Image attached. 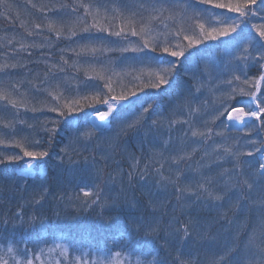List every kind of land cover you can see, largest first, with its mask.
Listing matches in <instances>:
<instances>
[{
    "label": "snow or ice",
    "instance_id": "snow-or-ice-1",
    "mask_svg": "<svg viewBox=\"0 0 264 264\" xmlns=\"http://www.w3.org/2000/svg\"><path fill=\"white\" fill-rule=\"evenodd\" d=\"M27 5L40 18L29 28L16 11L15 21L33 39L0 37V47L19 43L0 63V177L40 183L17 205L13 230L22 231L0 246V264H264V0ZM14 7L0 0V17L7 20ZM61 41L70 43L58 47ZM209 42H220L212 47L222 46L227 63L209 59L201 48ZM44 49L47 58L16 59ZM52 49L60 53L55 60ZM109 53L119 56L101 59ZM181 68L188 78L157 113L156 99L171 95ZM205 89L210 102L201 101ZM237 97L248 99L233 104ZM132 110L138 115L128 120ZM141 130L151 135L143 162L125 147L129 133ZM61 133L67 142L53 153ZM125 155L127 173L117 159ZM53 160L55 190L47 184ZM49 196L78 215L93 213L104 246L50 230L51 244L29 247L23 229L40 218L24 210Z\"/></svg>",
    "mask_w": 264,
    "mask_h": 264
},
{
    "label": "trees",
    "instance_id": "trees-1",
    "mask_svg": "<svg viewBox=\"0 0 264 264\" xmlns=\"http://www.w3.org/2000/svg\"><path fill=\"white\" fill-rule=\"evenodd\" d=\"M9 2L15 5L16 8H18V10L13 9V11H19L21 18L23 16L26 17L30 15V19H33V15L29 10L31 7L27 5V0H9ZM33 2L39 4L42 2V0H33ZM43 2L48 3L49 0H43ZM53 2H55V0H53ZM0 12H3L2 8H0ZM37 14L40 15V13L38 12ZM14 21L15 16H11L7 20H5L3 17H0V24L2 23V25L6 27L13 26ZM69 43L70 42L68 41H61L58 44V47H62L63 44H66L67 47ZM213 43L220 42H209L207 46L202 45L201 48L208 47L209 53H211V57H209V59H211L212 57H219L221 59H224L225 57H220V53L223 50L222 46L220 49H215L212 47ZM0 44H3L2 39H0ZM46 52L47 54H45ZM43 53L44 55L41 56L38 52L34 51L32 58L29 59L36 60L40 57L47 58V56L49 55L48 50L45 49V52ZM58 53L59 52L57 49H52V59L55 60V57L58 55ZM64 55L66 57H70V53L65 52ZM126 55L131 56L132 54L128 53ZM109 56H111L113 59H116L119 56V53H109L106 54L104 57L107 60ZM73 58L76 59L75 57H71V59ZM204 62L205 61H200L201 68L203 67ZM41 66H43V64ZM249 73L250 76L256 75L257 70L255 68H251L249 70ZM187 78L188 77L182 68L177 70L176 83L173 85L172 89H169V93H171V95L163 94L158 96V98L156 99L155 110L157 113H160L162 112V110H166L168 108L169 102L175 98V93L179 91L180 85ZM204 79L207 78L205 77ZM205 98H207L209 102L212 99L211 96L208 95L206 89L204 90V95L201 96V101H203ZM242 99L245 98L240 97L239 99V97H237V101H240ZM233 104H235V102ZM129 114H138V111L132 110L128 113V115ZM21 115L25 114L21 113ZM27 115L30 116L31 114L29 113ZM67 135L68 133L60 134V136L57 138L56 143L53 146V153L58 152L59 148L63 146V143L67 142ZM175 135L176 134H174V136ZM127 137L128 142H125L127 152L142 158L143 162V157H146L151 149V135L145 138L144 131L141 130L139 132L131 131ZM96 151L99 152L100 149H96ZM117 159L120 160V167L123 169L124 173H127V171L129 170L130 163L127 155H125L123 159H121L120 157H117ZM55 163L56 161L53 160L48 168L47 184L51 186L52 190H55L57 185V169L55 168ZM12 167L15 166H9V168ZM115 167V164L110 163V167L108 170L111 171ZM2 169L3 166H0V171H2ZM64 179L65 181H67L72 179V177L68 174H65ZM0 183H2L4 186V190L0 192V246H3V243L6 240H10L13 235L16 236V239H19V233L20 231H22V229L16 228L14 232L13 224L15 223V221L13 219V214L17 211V205L23 202L22 197L23 199H28L29 194L40 183V180L28 178L27 182H25L24 180H16L15 183H12L7 178L0 177ZM65 187L68 189H72L74 187V184L65 183ZM10 188L12 190H9ZM115 188L118 190V183L115 185ZM114 194L115 193L113 192V195ZM135 196L141 201H144L145 199L142 196L141 191L138 187L135 191ZM173 203H175V201H173ZM24 211L26 213V216L35 215L40 218L33 228L29 229L27 225H25V228L23 229V231H25V238L30 241L28 245L29 247H36V243H38L40 246H44L45 241H47L48 244H51L53 242V236L50 235V230L52 232H55L56 236H60V230H62L63 235L68 240H71L73 242H79L83 240L85 247L89 244H99L102 247L104 246L105 235L102 229L98 231L99 224L95 221L93 213H81L78 215L74 208L66 207L63 202L54 199L52 196H49L42 206L26 207ZM57 212H59V216L56 215ZM5 219L8 220L7 230H5V226L3 223ZM218 228H220V225H217L215 228H213V232H215ZM28 233H31V235H28ZM107 245L108 247L112 246L110 239L107 241Z\"/></svg>",
    "mask_w": 264,
    "mask_h": 264
},
{
    "label": "rangeland",
    "instance_id": "rangeland-1",
    "mask_svg": "<svg viewBox=\"0 0 264 264\" xmlns=\"http://www.w3.org/2000/svg\"><path fill=\"white\" fill-rule=\"evenodd\" d=\"M14 10H18V8L14 7ZM29 10H30V12L32 13L33 18H36V19L40 18V15L37 14L36 11H34V10L31 9V8H30ZM12 16H15V12H14V11H13V15H12ZM29 16H30V15H28V16H26V17L23 16L22 18L20 17V19L27 21V22H28V27L31 28V21H32V19H30ZM8 36H15L17 41H19L22 37H23V38H26V39L29 40V41H31V40L33 39V38H31V37H26V35H25V33H24V30L21 29V28L19 27V22H18V21H14V22H13V26H9V27H6V26L2 25V23L0 24V37H8ZM35 39H36L37 41H39V40H40V37L37 36V37H35ZM4 43H5V41L3 40V44H4ZM62 47H66V44H63ZM13 48H19V43H15V42H14L13 45H11V46H8V47H1V50H0V63H4V62H5V60L11 55ZM42 51L45 52V49L42 50ZM33 53H34V51H33ZM45 54H47V52H46ZM56 55H57V54H56ZM58 55H60V53H58ZM58 55L55 57V59L58 58ZM31 58H32V57H31ZM16 59H20L22 62H26L27 60H29V58L26 57L24 54H21L20 56H17ZM38 59H44V58H41V57H40V58H38ZM73 59H74V58H73ZM101 59L106 60L104 56L101 57ZM53 60H54V59H53ZM223 62H224V63H227V62H228V58L225 57V58L223 59ZM41 65H42V64L37 65V64H31V63H30V64H29V67H31V68H33V69H42L43 66H41ZM225 71H227V70H225ZM248 74H249V76H250V73H249V72H248ZM17 78H18V77H17ZM214 83H215V82L213 81L212 86H214ZM242 98H245V99L240 100V102L246 101V100L248 99L247 97H242ZM239 99H240V97H239ZM236 101H237V100H236ZM236 101H233L232 103L235 102V104H236V103H237ZM162 111H164V110H162ZM136 115H138V114H129V115L127 116V119H128V120H132V119L135 118ZM222 119H223V118H222ZM218 123H219V122H218ZM174 134L179 135V131L175 132ZM127 138H128V137L125 138V142H128V139H127Z\"/></svg>",
    "mask_w": 264,
    "mask_h": 264
}]
</instances>
